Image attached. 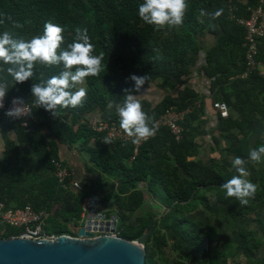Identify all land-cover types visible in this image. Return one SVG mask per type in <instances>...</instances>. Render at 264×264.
Returning a JSON list of instances; mask_svg holds the SVG:
<instances>
[{"label":"trees","instance_id":"1","mask_svg":"<svg viewBox=\"0 0 264 264\" xmlns=\"http://www.w3.org/2000/svg\"><path fill=\"white\" fill-rule=\"evenodd\" d=\"M259 1L186 0L188 7L181 26L172 29L165 26L155 30L154 25L145 24L139 18L138 7L143 0H0V33L8 31L14 39L27 40L41 35L45 22L51 21L64 28V43L61 45V49H64L75 39L77 27L86 28L95 48L93 54L103 53L102 65L105 66L98 76L85 79L87 96L83 106L58 108L56 120H53L51 112L34 106L31 123L23 127L19 120H11L0 112V133L5 143L4 158L0 161V203L8 207L30 204L36 209H50L48 206L52 201L63 200L65 196L67 210L61 219L50 217L48 229L58 235L66 234L70 229L65 218H69L76 221L70 234L78 235L80 226L77 221L81 218L85 197L93 189L83 182L85 191L66 195L53 174L55 165L52 162V159L63 160L59 152L60 143L76 144L87 149L91 161L105 171L121 168L123 177L120 190L124 186L129 194L125 198L117 195L115 203L120 208L131 213L146 205V190L139 186L140 182H146V188L153 195L163 192V197L170 204L172 213L164 219L170 222L173 218V222L170 225L164 223V226L171 228L179 242L182 241L184 248L181 247L180 251L189 258H198L200 264H226V258L220 256L222 251L217 245H210V241H222L218 236L217 224L201 220L184 227L178 217L183 208L198 209L197 200L213 212L228 210L235 221L246 220L241 209L255 212L264 206V164H253L248 156L252 149L264 145V75L256 70L246 79L242 77L247 64L246 32L237 22L240 18L248 19L251 15L249 9L257 7ZM201 9L204 15L200 14ZM218 9H223V12L214 19L212 14ZM14 21L23 27H14ZM163 34L167 36L161 39ZM207 35L214 36L217 43L206 52L202 40ZM260 47L257 61L264 64V40ZM201 54L204 55L205 65H198ZM8 66L0 63V68L4 69L0 71V79L8 81L6 97H22L30 104H34L31 86L63 70L62 64L45 66L37 63L33 76L17 84L7 75ZM196 67L198 76L206 78L205 85L210 82L206 87L215 93L212 98L186 86L185 93L180 97L167 95L157 105L141 101L148 115V126L153 131L167 110H190L181 123L183 134L180 139L172 135L168 127H160L135 153V146L130 141L103 143L102 137L107 134L93 132L87 119H84L85 114L99 111L107 121L120 126L116 105L122 104L125 89L131 90L133 96L138 94L134 91V82L127 79L130 74H148L145 86L158 83L161 88L173 90L186 85V78ZM97 85L99 87L95 88ZM214 100L227 103L230 116L227 119L219 118L217 124L221 136L214 137L216 144L212 150H220V157L206 161L200 158L203 149L196 144V138L209 122L205 109H213ZM110 102L115 103L113 113H109ZM67 117L71 123L59 126L57 121ZM76 124H79L77 130L74 129ZM56 125L58 129L54 130ZM43 128L52 132L54 138H46L42 134ZM225 137L231 139L228 146L222 144ZM21 143L29 145L28 154L32 153L36 160L29 164V170L35 173L40 168L47 172L46 176L37 181L35 176L26 179L29 175L23 162L25 153L21 152ZM231 154L233 158L239 156L245 160L244 167L250 173L248 179L258 185L255 199H250L244 206L234 197H227L222 188L228 179L238 175L232 167V160L227 158ZM211 195L217 198L219 206L213 204ZM223 203L227 206H223ZM136 219V225L129 223L120 228L119 235L135 240L148 232L150 227L154 228L146 241L147 264H159L154 247L162 246L165 240L163 234H159V224L148 211L136 216ZM238 230L241 237L248 236L241 226ZM13 233L11 230L9 235ZM223 242L228 244L229 240ZM260 243L256 237H251L248 246H251V250L254 247L263 248ZM254 264H264V258Z\"/></svg>","mask_w":264,"mask_h":264},{"label":"clouds","instance_id":"2","mask_svg":"<svg viewBox=\"0 0 264 264\" xmlns=\"http://www.w3.org/2000/svg\"><path fill=\"white\" fill-rule=\"evenodd\" d=\"M188 5L186 0H143L138 7L139 18L148 25H154L155 30L165 26L169 29L178 28L184 22ZM223 9L216 10L213 18L221 16ZM204 15L203 9L200 12ZM11 18V17H9ZM13 26L23 27L14 21ZM64 28L51 21L43 25V33L33 36L31 39H14L8 32L0 33V63L9 65L6 68L7 75L17 84L24 83L33 76V69L37 63L52 66L62 64L63 70L59 74L48 78L41 83L31 86V94L34 97V105L43 107L56 116L58 108L82 107L87 90L77 85H82L89 76H98L102 71L103 53L94 55V45L90 41L86 28L75 29V39L61 49L64 43ZM59 50V51H58ZM0 71H4L0 68ZM128 80L134 82V91L140 93L146 82L148 74H130ZM8 91V81L0 79V109L4 108V98ZM122 104L116 105V113L119 118L120 128L128 136H136L147 139L154 135L152 128L148 126V115L143 110L141 102L131 94V90L125 89ZM13 107L4 112L11 120H23L31 115V108L26 107L22 97L12 100ZM113 102L108 104L111 109ZM100 116V114H99ZM103 143H111L110 137H102ZM249 159L253 164L264 162V145L252 149ZM245 160L237 156L232 159V167L238 175L232 176L222 185L227 197H234L241 206L247 205L250 199H255L258 185L248 179L250 173L244 167Z\"/></svg>","mask_w":264,"mask_h":264},{"label":"rangeland","instance_id":"3","mask_svg":"<svg viewBox=\"0 0 264 264\" xmlns=\"http://www.w3.org/2000/svg\"><path fill=\"white\" fill-rule=\"evenodd\" d=\"M205 34V33H204ZM167 35L163 34L161 36V39L165 38ZM209 36V35H208ZM212 36V35H210ZM214 37V36H213ZM206 39V43H205ZM207 38H203L202 40V45L204 47L207 46ZM206 51V50H205ZM202 64L205 65L204 57L200 56L198 59V65ZM102 69H105V66H103ZM196 76L198 75V72L195 73ZM190 83L184 86H178V88L175 91H169L170 89L167 88H161V87H156L154 89L158 90L161 95L164 93V96L167 95L165 92H170L171 95H176L178 91H182L185 93V88L186 86H189ZM199 86L196 84V87ZM79 87H84L85 89L87 88V85L83 83L82 85H77L76 89ZM99 87L97 85L95 88ZM103 88L99 91H102ZM173 97V96H172ZM158 99L157 101L162 100ZM159 102V103H160ZM115 103L113 102V105ZM156 105V104H154ZM209 109H205V112ZM69 111V110H68ZM115 111L114 106L109 110V113H113ZM70 113V112H68ZM99 114V111L97 112ZM98 115V114H96ZM70 117V116H69ZM67 117V118H69ZM97 117V116H96ZM99 117H102L103 119L104 116L103 114L100 115ZM209 117V116H208ZM67 118L62 119L60 122L64 123ZM95 116H93L91 119H87V124L90 127V122L92 119H94ZM198 124V122H196ZM91 128V127H90ZM92 131L95 133H98L92 128ZM106 137H109L107 135ZM214 135L211 132L210 135L205 132V129L201 130L199 133V136L196 139V142L198 144H203L202 148L203 153L200 156V158H204L208 161L211 160V158H219L220 157V150L214 151L211 148L215 146V140L213 139ZM217 137H219V134H217ZM253 141V138H252ZM223 146H228V144L231 143V139H225L223 138ZM197 144V143H196ZM218 148V146H216ZM215 147V148H216ZM205 151V152H204ZM90 153L88 154V160H89ZM91 158V156H90ZM195 158V157H193ZM227 158L229 160L234 159L233 155H228ZM196 159V158H195ZM56 160V159H52ZM126 161V160H124ZM131 161V159H130ZM53 162V161H52ZM129 162V161H127ZM65 165L68 167V169L71 171V174L73 175L74 180L79 181L82 184V191H85L83 182L85 179L82 180V178L78 177L75 170L70 167V165L66 164L64 161ZM261 164H264V162H261ZM91 166V167H90ZM90 170H91V180L86 181L88 184L87 186L90 187L93 190H90L88 194L85 197L84 201V209L81 214V218L77 221L78 225L81 226L84 224V221L86 219V212H87V206L88 202L91 199V196L93 194H96L99 196V211L104 212L107 215V218L110 219V217L113 214H116L118 216V223H117V230L116 234H119L120 228H122L126 224H137V219L136 216H139L145 212L148 211L149 214L154 218V221H156L159 224V234L164 236V243L162 246H157L155 245V250H156V256L155 258L157 259L159 264H176V262H182L183 264H200L198 262V258H189L188 255L185 253L183 254L181 247L184 248L182 241L179 242V239L174 236V232L171 230V228H167L164 225L168 224L170 225L173 222V218L170 219L169 221H166L164 218L169 214L172 213L170 204L166 201V199L163 197V192H159L157 196L153 195V193L150 192L149 188L147 187L146 182H140L139 186L144 188L147 193L146 197V205H144L141 209H139L136 212H131L129 213L128 211H125L124 209L120 208L115 201L117 199V195L121 197H127L129 194V190H125V187L123 186L122 190V177L123 173L121 168L115 169L112 171H105L102 166L97 165L95 162H93L92 165H90ZM37 174L43 173L42 169H36L35 170ZM53 174L55 175V169L53 170ZM36 176V181L39 178L38 177L41 175H35ZM34 180V179H33ZM89 188V189H90ZM81 191V192H82ZM68 192H66L67 195ZM72 193V192H71ZM75 193V192H73ZM79 194V193H75ZM68 197V196H67ZM75 196H73L74 199ZM211 200L214 205L219 206L217 202V198L214 195H211ZM65 200V202H64ZM66 198L65 196L63 197V200H54L50 203L48 207L52 210V216L57 217L59 219L62 218L63 213L67 210L65 207L66 204ZM197 207L198 209H191L188 210L187 208H183L179 212V221L182 222V225L184 227H189L191 226L192 222H210L213 224H217V227L219 229L220 234L218 236H221L222 241L217 242V240L210 241V245H217V248L222 251V254L220 256H224L226 258V264H254V262H258L264 258V206H261L258 210L255 212H248V209H241L240 212L245 214L246 220L245 221H235L232 216H230L229 211H224L221 210L220 212H213L211 209H207L200 200H197ZM223 206H227V204L223 203ZM229 208V207H227ZM246 212V213H245ZM175 214V213H174ZM123 217V219H122ZM177 218V215L174 217V219ZM65 222L67 223L70 231L66 232V234H70L71 231H73V225L75 220L65 218ZM166 223V224H164ZM120 226V228H119ZM241 226L248 235L247 237H241L240 232L238 230V227ZM78 229V228H77ZM154 229V228H153ZM147 232V231H146ZM71 235V234H70ZM251 237H256L262 244L263 248H253L251 250V246H248V241L250 240ZM139 239V238H137ZM135 239V240H137ZM224 240H229L228 244H224ZM179 248V249H178ZM199 252V250H197ZM254 262H252V260Z\"/></svg>","mask_w":264,"mask_h":264},{"label":"built area","instance_id":"4","mask_svg":"<svg viewBox=\"0 0 264 264\" xmlns=\"http://www.w3.org/2000/svg\"><path fill=\"white\" fill-rule=\"evenodd\" d=\"M251 15L248 19L240 18L237 22L245 28V45L247 48L246 53V70L242 74L243 78H247L253 71L259 70L264 67V64L257 61V57L260 53V45L264 40V0L259 1V5L255 8L249 9ZM204 57V55H202ZM202 65V64H201ZM210 82H206L208 85ZM16 98L14 96L4 98V108L0 109V112H5L9 108L13 107L12 100ZM26 107L32 108L34 104L26 102ZM217 114L215 127L219 118L227 119L230 116V109L227 103L223 101H213V109ZM206 111V112H207ZM190 110L176 111L175 109L167 110L164 115L156 124L154 129V135L157 133L160 127H168L172 135L177 139H180L183 134L182 122L185 121L189 115ZM20 125L28 127L32 121V114L25 116L23 120H19ZM91 129L93 128L98 133H106L109 135L111 140H121L124 142L130 141L135 146V153L138 152L141 144L153 137L147 139L139 138L136 136H128L115 122L107 121L102 117H95L90 122ZM134 159V157H133ZM55 165V176L58 179L59 185L64 189L67 194L71 192L80 193L83 189L82 184L79 181L74 180L71 171L65 165L63 160H53ZM52 217V210L45 207L42 209L33 208L30 204H26L21 207H8L4 203H0V238L10 236V238H19L26 240H54L58 234L48 229V221ZM14 231L13 234L9 235L10 231ZM77 236V235H75Z\"/></svg>","mask_w":264,"mask_h":264},{"label":"water","instance_id":"5","mask_svg":"<svg viewBox=\"0 0 264 264\" xmlns=\"http://www.w3.org/2000/svg\"><path fill=\"white\" fill-rule=\"evenodd\" d=\"M114 223L113 233H95L98 223ZM118 216L99 211V196L88 202L86 219L78 235H58L54 240L0 238V264H147L146 241L153 228L137 240L116 234ZM120 228V226H119Z\"/></svg>","mask_w":264,"mask_h":264},{"label":"crops","instance_id":"6","mask_svg":"<svg viewBox=\"0 0 264 264\" xmlns=\"http://www.w3.org/2000/svg\"><path fill=\"white\" fill-rule=\"evenodd\" d=\"M207 38V46L205 47V50L206 52L208 50H210L212 47H214L217 43V40L215 37L213 36H206ZM205 43H206V39H205ZM198 72V69L197 67L193 69L191 75H189L186 79H187V84L190 83V87L198 92V93H203L205 94L206 96H208L209 98H212V96L214 95L215 96V93L213 91H211L209 89V87H206L205 85V81H206V78L205 77H202L200 78L198 75L196 76L195 73ZM260 73L261 75H264V67H261L260 68ZM199 74V73H198ZM85 83V81H84ZM86 84V83H85ZM186 84V85H187ZM196 84H198L199 86L196 87ZM185 85V84H184ZM182 85V86H184ZM156 87H159L158 86V83L157 84H148L144 87L143 90H141L140 93H138L137 95H135L134 97H136L140 102L143 101V100H146L152 104H158L160 101H157L158 99H161V98H164L165 96L167 95H171L170 92H165L167 93V95L164 96V93H162L163 95H161L159 93L158 90L154 89ZM178 88V87H177ZM176 88V89H177ZM176 89H173L172 91H175ZM171 91V90H169ZM183 94L182 91H178V93H176V95H171L173 97H180L181 95ZM162 101V100H161ZM210 110V107L207 108ZM212 113L209 114V111L206 112V116H209L208 119H209V122L207 124L205 128V132L207 134L210 135V133L212 132L214 137H217V134H219V137L221 136L220 132L218 131L217 127H215V121H216V117H217V114L215 111H211ZM98 114V115H96ZM102 115V114H100ZM93 116H99V113H95V114H85L84 115V119H91ZM64 119V118H63ZM53 120H56V116H53ZM58 125L60 126L62 123L59 121H57ZM71 121L69 118H67L64 122V124H70ZM218 124V123H217ZM79 124H76L74 125V129L77 130L79 128L78 126ZM58 127L57 125L54 127V130H57ZM76 132V131H74ZM42 134L45 135L46 138H49V139H52L54 138L53 136V133L48 131L47 129H44L42 130ZM213 137V139H214ZM12 138V136H11ZM197 139V138H196ZM225 139H227L225 137ZM94 143V140L92 141V145ZM198 144V142H196ZM200 147L203 146V144H198ZM5 143H4V140L2 138V135L0 133V161L3 160L4 158V150H5ZM20 149H21V152L25 153V157H24V164L26 165L27 167V178L26 179H32L31 176H35V175H41V176H38V177H43V176H46L47 172L46 171H43V173H40V174H37V172L35 171V173H32L28 166L29 164H32L35 160V158L33 157L32 153L28 154V151L30 149L29 145L27 143H21L20 145ZM213 149V147L211 148ZM59 152H60V157L66 162V164L70 165V167L72 169L75 170L76 174L78 177L85 179L84 182L88 181V180H91V170H90V165L93 164V162L91 161V158L89 156V160L87 159L88 158V150L87 149H82L80 148L79 146H76V144H69V143H60L59 144ZM205 152V151H204ZM194 159V158H192ZM204 159V158H203ZM206 160V159H205ZM208 161V160H206ZM90 166V167H89ZM49 174V173H48ZM36 177V176H35ZM87 183V182H86Z\"/></svg>","mask_w":264,"mask_h":264},{"label":"bare ground","instance_id":"7","mask_svg":"<svg viewBox=\"0 0 264 264\" xmlns=\"http://www.w3.org/2000/svg\"><path fill=\"white\" fill-rule=\"evenodd\" d=\"M92 226H97L98 229L102 228L103 231H100V230H95L94 231L97 234L101 233V232H107V230H108L109 233H113L114 231H112V229H114L115 224L107 222V223H104V224H101V223H98L97 225L93 224Z\"/></svg>","mask_w":264,"mask_h":264}]
</instances>
